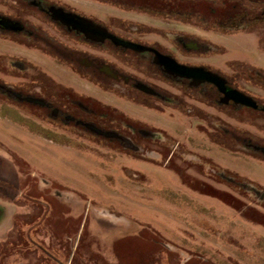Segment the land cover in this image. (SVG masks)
Here are the masks:
<instances>
[{
	"label": "rangeland",
	"instance_id": "374dc122",
	"mask_svg": "<svg viewBox=\"0 0 264 264\" xmlns=\"http://www.w3.org/2000/svg\"><path fill=\"white\" fill-rule=\"evenodd\" d=\"M66 1L98 7L103 18L116 13L141 22L139 38L159 43L180 62L220 72L264 104V83L251 68L264 71V19L226 34L187 17L153 18L93 0ZM0 10L56 33L39 15L5 3ZM174 34L198 38L200 47L182 49L168 39ZM1 38L0 264H264V154L231 135L264 145V112L207 101L146 56L68 40L117 70L111 82L92 85L25 49L33 43ZM14 61L94 95L151 133L132 137L127 127L104 124L107 140L24 105L14 90L42 98L47 93L34 82L40 80L36 72L18 70ZM135 80L159 95L139 91Z\"/></svg>",
	"mask_w": 264,
	"mask_h": 264
},
{
	"label": "flooded vegetation",
	"instance_id": "af4514ba",
	"mask_svg": "<svg viewBox=\"0 0 264 264\" xmlns=\"http://www.w3.org/2000/svg\"><path fill=\"white\" fill-rule=\"evenodd\" d=\"M10 1L2 0L0 4L4 5L5 3L10 7H16L19 11H25L34 16L39 15L40 18L49 23L50 27L52 25L55 27L56 33L53 35L41 26L26 22L17 14L5 13L0 10V37L9 36L33 43L31 46H24L25 49L39 56L48 57L52 64L69 69L82 81L92 85H98L102 81L111 82L110 78H116L113 76L112 70L115 72L117 70L110 69L109 65L98 56L67 44L68 40L92 48L107 47L114 53H123V55L131 58L133 56H146L149 62L161 70L162 74L189 83L194 93L202 94L207 101H213L218 105H231V107L252 112H264V104L259 99L233 86L220 72L203 65L180 62L166 52L159 43H147L146 40L139 38L141 34L136 32L143 26L141 22H127L125 18L121 19L116 13H108L103 18L98 7L95 8L97 11H91L88 9L89 6L84 3L78 4L66 0H15L18 2L17 5L13 4L14 0ZM93 1L95 4L106 5L117 11H132L153 18L157 16H161V18L187 17L193 25L203 28L212 27L217 31H224L226 34L244 31L248 21L264 19V0H220V2L214 0ZM234 12L237 14L236 19L232 18ZM117 22L120 23L117 24ZM167 36L170 41L177 43L182 49L185 47L198 49L200 47L198 43L201 40L187 34ZM2 38L1 41H5ZM13 41L16 40L13 39ZM12 63L17 65L15 61ZM177 64L187 68L189 75L177 72L174 68ZM17 66L18 70L36 72L40 80L34 82H37V87L42 88L47 93V97L42 98L26 93V91L14 90L13 93L17 95L19 101L25 103H23L24 105L47 110L55 119L60 118L85 132L95 133L107 140L112 138L109 139L102 134L109 131L104 128V124L127 127L132 137H146L151 133L131 120L116 116L113 109L107 105H102L99 102L100 99L94 95L85 97L76 92L77 87L71 83L63 82L52 74L51 78L45 79L46 77L35 67L36 65L18 62ZM251 68L254 73H258L264 83V71L253 66ZM134 86L144 93L159 95L155 88L141 80H135ZM26 88L31 89L30 87ZM17 89L20 88L17 87ZM245 101L249 104H246ZM56 104H60L61 107H57ZM220 122L222 121L220 120ZM217 127L219 131L227 134V129H223L222 126ZM234 134L236 133H231L233 138L244 145L251 146L253 152L260 151L264 154V145H261L259 141L248 139L243 134L237 133L236 136ZM241 180L240 183L244 184L243 179ZM55 262L62 264L60 260ZM63 264H67V262Z\"/></svg>",
	"mask_w": 264,
	"mask_h": 264
},
{
	"label": "water",
	"instance_id": "95a60500",
	"mask_svg": "<svg viewBox=\"0 0 264 264\" xmlns=\"http://www.w3.org/2000/svg\"><path fill=\"white\" fill-rule=\"evenodd\" d=\"M174 68L176 69L177 72H180L181 74L189 75V71L186 70L187 68H185V67L182 66V65H178V64H177ZM36 102H41V101H36ZM245 103H246V104H249V103H247L246 101H245ZM2 212H3V208L0 207V215L2 214Z\"/></svg>",
	"mask_w": 264,
	"mask_h": 264
},
{
	"label": "trees",
	"instance_id": "16d2710c",
	"mask_svg": "<svg viewBox=\"0 0 264 264\" xmlns=\"http://www.w3.org/2000/svg\"><path fill=\"white\" fill-rule=\"evenodd\" d=\"M232 18H235V19L237 18V14H236V12L233 13Z\"/></svg>",
	"mask_w": 264,
	"mask_h": 264
},
{
	"label": "crops",
	"instance_id": "0c3cea01",
	"mask_svg": "<svg viewBox=\"0 0 264 264\" xmlns=\"http://www.w3.org/2000/svg\"><path fill=\"white\" fill-rule=\"evenodd\" d=\"M5 208V207H4ZM4 210H3V212H2V214L0 215V219L3 217V215H4Z\"/></svg>",
	"mask_w": 264,
	"mask_h": 264
}]
</instances>
